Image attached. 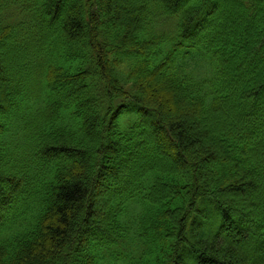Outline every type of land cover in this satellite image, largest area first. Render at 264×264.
Listing matches in <instances>:
<instances>
[{"label": "trees", "instance_id": "16d2710c", "mask_svg": "<svg viewBox=\"0 0 264 264\" xmlns=\"http://www.w3.org/2000/svg\"><path fill=\"white\" fill-rule=\"evenodd\" d=\"M0 264H264V0H0Z\"/></svg>", "mask_w": 264, "mask_h": 264}, {"label": "rangeland", "instance_id": "374dc122", "mask_svg": "<svg viewBox=\"0 0 264 264\" xmlns=\"http://www.w3.org/2000/svg\"><path fill=\"white\" fill-rule=\"evenodd\" d=\"M93 203L97 204L98 203V200L97 199H94L93 200Z\"/></svg>", "mask_w": 264, "mask_h": 264}]
</instances>
